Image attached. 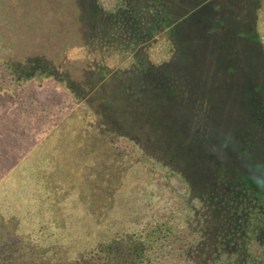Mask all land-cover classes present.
<instances>
[{"label":"rangeland","instance_id":"374dc122","mask_svg":"<svg viewBox=\"0 0 264 264\" xmlns=\"http://www.w3.org/2000/svg\"><path fill=\"white\" fill-rule=\"evenodd\" d=\"M116 1L94 0L92 4V0H13L11 20L6 23V17L0 18V50L14 67L22 68L25 63L29 65L31 58L42 57L56 70L54 78L24 83L6 95L9 100L0 99V179L10 172V167L16 168L0 188V264H57L78 246L79 234L90 239L97 234V226L103 231L106 226L145 222L143 213L149 208L148 203L151 213L169 195L187 192L168 169L150 174V179L140 174L135 179L136 164L128 142L112 144L109 139L113 136L108 137L109 141L105 139L119 133L139 142L143 136L140 142L146 152L158 151L149 143L169 151L175 132H179L184 143L189 134V106L182 107L177 96L169 101L163 99L164 91L159 90L158 98L163 99V104L154 111L159 113L156 117L143 115V96L150 94L146 90L132 91L142 78L136 68L128 69L129 61H122L128 60L130 54L121 59L122 55L115 51L132 39L130 27L116 32L109 29ZM130 1L140 4L137 12L132 6L134 12L154 13L159 21L169 18L174 20L171 25L187 13L189 18L176 25V32L179 38L189 39V51L194 54L195 49H202L210 56L218 45L223 63L235 62L238 72L232 91L225 86L211 92L217 93L220 103V114L213 119L214 130L235 147L241 140L257 141L258 130L250 122L242 98L247 90L246 78L262 86L260 95L264 96V0ZM250 5L258 7L256 15L247 10ZM217 22L222 27L219 39L204 40L202 26ZM135 46L140 51L144 48L137 42ZM205 62L210 65L214 60ZM112 94L117 96L114 102L109 100ZM137 103L140 108L135 106ZM132 117L143 124L133 126ZM229 152L230 148H223L217 153L223 167L237 169L246 165ZM255 153L260 159L262 154ZM210 181L209 166L201 178L193 171L191 195L200 190L208 193L210 189L204 184ZM34 196L50 202L45 205L43 238L33 225L37 220L25 218L26 210H33L40 217L42 207L32 201ZM205 207L210 210L206 202ZM56 210L61 217L57 226L53 225ZM68 219L72 224L64 225ZM62 227L68 228L73 238L58 241L56 236L62 234ZM53 232L57 234L51 237ZM180 232V237L189 243L198 236L186 227ZM83 234L89 235L85 238ZM180 245L177 241L176 246ZM176 251L170 261L190 264Z\"/></svg>","mask_w":264,"mask_h":264},{"label":"trees","instance_id":"16d2710c","mask_svg":"<svg viewBox=\"0 0 264 264\" xmlns=\"http://www.w3.org/2000/svg\"><path fill=\"white\" fill-rule=\"evenodd\" d=\"M93 2L94 0L92 4ZM135 3L130 0H117L112 6L114 11L109 29L116 32L122 27H130L129 34L132 38L129 43L121 45V48L115 51L122 55L121 59L130 54L128 60L122 61L126 64L129 61L128 66H131L128 69L136 68L138 76L142 78V82L132 91L146 90L150 94V97L143 96L146 102L142 104L145 108L144 116L156 117L159 112L154 111L163 104L162 100L174 99L176 96L182 107L186 104L189 106L188 141L181 142V136L177 135L179 132H175L171 150H160L149 143L152 149L158 151L151 150L147 153L140 142L143 136L139 137V142L134 138L120 136L119 133H112L105 139L113 136L109 139L112 144L116 141L128 142L132 149L130 156L136 164L132 161L133 166H136L135 179H139V174L145 179H150V174H156L159 169L164 168L179 178L187 192L182 195L176 191L175 194L169 195V198L163 199L161 205L151 213L148 203L149 208L146 211L144 209L143 213L145 222L106 226L103 231L101 226H97V234L90 239L86 238L89 234H83L86 239L79 234L78 246L57 264H175L170 258L176 250L180 251L185 263L189 261L190 264H264V96L260 95L262 86L254 85L255 82L251 83L250 79L246 78L247 90L242 98L246 114L258 130L257 141L241 140L239 146L235 147L229 140L219 138L214 130L216 124L213 119L216 114H220V103L217 93L211 92L221 91L225 86L228 91H232L238 66L232 60L226 65L223 63L218 45L210 51V56L202 52V49H195L194 54L189 51V39L179 38L176 32V25L189 18L187 13L183 14V18L175 19V25H171L174 20L169 18L159 21L158 18L155 19L154 13H136L140 4ZM14 5L13 0H0V18L6 17V23L11 20L9 16L10 13L13 14ZM19 5L20 3L16 7ZM132 6H135L136 12L132 10ZM92 7L97 10L95 6ZM221 31L222 27L218 22L203 25L201 37L206 41L211 38L218 40V33L221 34ZM256 41L259 42L260 39L256 38ZM136 42L143 45L141 51L136 49ZM74 49L81 51L82 48ZM261 50L264 54L263 43ZM200 54L202 55L199 56ZM207 60L214 62L209 65L205 62ZM10 62L0 50V99L9 100L10 97L6 95L24 83H36L56 75V70L42 57L31 58L29 65L25 63L22 68L14 67ZM225 74L227 77L223 76ZM221 84L224 87H221ZM159 90L164 91L162 100L158 98L161 96ZM136 97L138 100L142 99ZM139 105L137 103L135 106L140 108ZM139 118L141 117L138 115ZM130 121L134 122L133 126L140 123L134 117L130 118ZM223 148H230L229 154L246 165L237 169L232 166L223 167L217 158L218 151ZM258 151L262 154L260 159L255 157V152ZM208 166L211 181L204 185L210 191L205 193L200 190L192 196L193 171L201 178ZM15 169L13 165L7 170L10 172L3 175L0 188ZM188 174L189 177L186 178ZM173 200L177 201L178 205H174ZM32 201L39 208L42 207L40 217L35 216L33 210H26L25 218L37 220L33 225L40 238H43L47 210L45 205L50 202L40 197L35 199V196ZM205 202L210 205V210L206 211ZM55 212L58 214L55 215L53 225L57 226L61 217L59 210ZM67 223L72 224L69 219L64 221V225ZM185 227L191 229L193 235H198L190 243L188 239L180 237V230ZM53 230L57 231V228L54 227ZM61 230L62 234L53 232L51 237L57 234L58 241L73 238L72 234H68V228L62 227ZM89 230L86 229L87 232ZM111 232L116 236H105ZM48 239L51 240L49 237ZM177 241L182 245L177 247Z\"/></svg>","mask_w":264,"mask_h":264},{"label":"crops","instance_id":"0c3cea01","mask_svg":"<svg viewBox=\"0 0 264 264\" xmlns=\"http://www.w3.org/2000/svg\"><path fill=\"white\" fill-rule=\"evenodd\" d=\"M249 3H251V0H249ZM247 10H249L250 12H252V11L255 12V15H256V13L258 12V7H256V6L252 7V5H250V7Z\"/></svg>","mask_w":264,"mask_h":264},{"label":"water","instance_id":"95a60500","mask_svg":"<svg viewBox=\"0 0 264 264\" xmlns=\"http://www.w3.org/2000/svg\"><path fill=\"white\" fill-rule=\"evenodd\" d=\"M109 100H110L111 102H114V101L117 100V96H116L115 94H112V95H110Z\"/></svg>","mask_w":264,"mask_h":264}]
</instances>
